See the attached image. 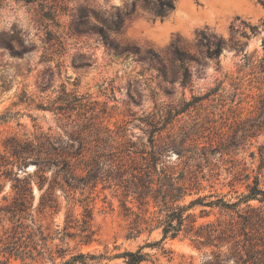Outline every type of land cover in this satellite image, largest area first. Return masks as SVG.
Listing matches in <instances>:
<instances>
[{
	"label": "rangeland",
	"instance_id": "obj_1",
	"mask_svg": "<svg viewBox=\"0 0 264 264\" xmlns=\"http://www.w3.org/2000/svg\"><path fill=\"white\" fill-rule=\"evenodd\" d=\"M156 2L69 0L56 27L43 18L39 1H5L0 10V151L7 137L25 138L38 127L70 143L65 132L71 128L53 111L39 107L50 105L63 87L87 94L99 108L105 107V124L113 129L126 126L128 139L140 149L151 150L150 127L135 118L145 119L161 108L170 123L155 136L157 146L174 140L185 154L178 160V151L171 149L164 163L181 169L194 156L189 168L200 178V191L193 189L194 194L180 204L188 205L197 197L234 204L227 209L197 205L186 212L195 214L197 226L218 225L216 237L208 242L206 235L194 239L183 232L163 238L162 227L155 228L157 222L152 221L158 208L123 195L105 180L88 178V163L76 159L77 179L72 180L76 187L70 197L58 187L54 208H40L49 184L40 189L38 179L32 183L34 217L49 237L53 257L9 259L3 248L12 223L3 213L0 264L8 259L11 264H61L80 253L95 256L81 259L86 264H126L119 255L137 250L147 254L141 264H215L219 253L221 264H254L256 257L264 258V201L240 202L256 181L264 190L259 148L264 144V127L259 125L264 120V0H173L174 9L163 18L155 14ZM187 9L190 13L185 14ZM119 21L122 29H112ZM100 27H105L108 39L100 34ZM108 41L138 51L117 54ZM219 42L223 44L220 58L209 57V47ZM182 64L189 67L188 82ZM186 101L191 106L171 119L169 111L184 107ZM117 151L104 153L117 165L123 159L121 170L130 171V157ZM35 170V164L28 162L14 172L23 179ZM0 183L3 207L12 202L16 181L2 178ZM244 218L248 219L245 231ZM236 243L241 261L227 258ZM59 247L64 257L56 252Z\"/></svg>",
	"mask_w": 264,
	"mask_h": 264
},
{
	"label": "trees",
	"instance_id": "obj_2",
	"mask_svg": "<svg viewBox=\"0 0 264 264\" xmlns=\"http://www.w3.org/2000/svg\"><path fill=\"white\" fill-rule=\"evenodd\" d=\"M0 0V10L4 2ZM25 2L39 1L43 18L52 23L56 27H60L58 16L62 12H66L69 8V0H17ZM155 14L163 18L167 13L174 9L173 0H156ZM123 27V21L116 22L112 29L120 31ZM252 32H256V27H251ZM100 34L108 39L105 27L98 29ZM49 35H53L52 31H48ZM202 40H207L206 36L202 35ZM112 50L117 54L130 55L138 51L134 47H124L114 45L111 42H106ZM223 51L221 42L209 47L208 56L211 58H220ZM175 53L183 62L181 51L175 48ZM264 69V64L262 65ZM184 82H188L190 78L189 67L182 64ZM192 102H184V107H173L169 114L170 118L179 115L191 106ZM99 103L92 101L89 95H79L76 92H68L65 87L61 88V93L58 97L50 102V105L45 106L39 104V107L44 110L53 111L58 120L71 128V131H66L70 143L64 144L62 137H56L50 132L42 131L41 127L36 128V131L31 136L25 138L17 135L9 136L4 141V149L0 151V181L2 178H9L16 181L13 184L15 193L13 200L6 206L0 207V222L2 214H9L12 223V233L9 235L3 251L9 255V259L15 257L25 262L26 259L35 260L39 256L53 257V248L48 245L49 237L45 234L42 225L37 223L33 213V187L32 183L38 179L40 189L44 188L46 183L49 184L48 189L40 198L41 210L52 209L57 205L55 191L59 187L66 197H70V191L76 187L72 180H76L74 162L76 159L86 161L88 163L87 176L92 180H105L113 185L116 190H122L123 195H132L143 205L153 204L158 208V215L154 216L152 221L157 222L155 228L162 227L163 238L169 234L176 237L181 233H185L194 239H201L206 235L207 241H213L214 233L218 231L219 226L215 223H207L205 225H196L195 214L186 212L197 205L202 206H219L223 209L231 208L234 204H228L222 199L221 204L218 201H205L203 197H197L190 201L188 205L180 203L189 195L194 194L193 189L200 191V178L195 170L189 168V163L195 159L194 156H189L187 161H184V167L178 169L177 166L167 165L163 158L165 153L171 149L178 151V160H183L184 150L179 148L172 141H163L161 146H157L155 136L161 135L167 129L170 123L168 118L162 114L160 108L157 113L144 118H135L142 123H146L150 127L149 142L151 150L146 148H137L136 144L127 137L126 126H117L115 129L105 124L107 110L105 107L99 108ZM2 118V117H0ZM169 118V119H170ZM132 122V121H130ZM264 127V120L261 121ZM253 126V125H252ZM159 139V138H158ZM77 148L75 149V144ZM261 157L264 158V144L260 147ZM120 150L117 152H126L130 157L131 170H121L122 165H125L123 159L120 158L118 165L113 158H106L104 151ZM87 153L91 156L88 158ZM114 155V153H111ZM133 154V155H131ZM33 162L36 170L33 175H28L23 179L17 177L14 169L16 166H21ZM87 167V166H86ZM50 173V176H47ZM85 178H82L84 180ZM256 185L250 188L246 195H242L240 202H248L252 199L264 201V190ZM86 186V182H81ZM2 184L0 183V189ZM4 199H7L5 197ZM239 204V203H235ZM233 221V218L231 219ZM233 223V222H231ZM239 223V222H238ZM248 219L244 218L242 225L243 231L247 227ZM233 226V224H231ZM224 235L225 232H222ZM224 236L218 235L217 238L224 240ZM232 252L230 257H236L238 261L242 260V255L238 249V243L231 247ZM59 256L64 257V249L59 247L56 250ZM147 254H143L141 250L135 252L128 251L120 254L119 257L125 258L126 264H141L146 259ZM87 257H95L93 254H76L69 260L61 264H74L81 262L86 264ZM5 264H11L10 260ZM215 264H221V254H215ZM254 264H264L263 257H256Z\"/></svg>",
	"mask_w": 264,
	"mask_h": 264
},
{
	"label": "bare ground",
	"instance_id": "obj_3",
	"mask_svg": "<svg viewBox=\"0 0 264 264\" xmlns=\"http://www.w3.org/2000/svg\"><path fill=\"white\" fill-rule=\"evenodd\" d=\"M184 10H186V8H185ZM184 10H183V11H184ZM188 11H189V10L187 9V11H185L184 13L186 14ZM188 13H190V12H188ZM181 16H182V15H181Z\"/></svg>",
	"mask_w": 264,
	"mask_h": 264
}]
</instances>
